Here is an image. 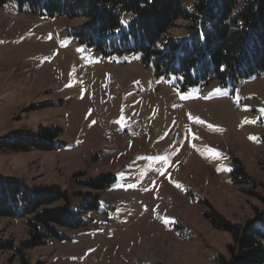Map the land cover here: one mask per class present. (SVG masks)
<instances>
[{
    "label": "rangeland",
    "instance_id": "rangeland-1",
    "mask_svg": "<svg viewBox=\"0 0 264 264\" xmlns=\"http://www.w3.org/2000/svg\"><path fill=\"white\" fill-rule=\"evenodd\" d=\"M118 13L126 28L132 13ZM82 21L0 5V139L61 129L55 149H0V179L57 185L80 209L94 190L77 179L115 177L80 227L61 228L23 260L4 247L0 264H219L232 237L205 213L244 223L263 208L264 74L183 89L139 52L79 43ZM178 22L169 34L185 40ZM25 221L0 216V241L26 240Z\"/></svg>",
    "mask_w": 264,
    "mask_h": 264
},
{
    "label": "trees",
    "instance_id": "trees-1",
    "mask_svg": "<svg viewBox=\"0 0 264 264\" xmlns=\"http://www.w3.org/2000/svg\"><path fill=\"white\" fill-rule=\"evenodd\" d=\"M7 1L0 0V5ZM14 1L20 11L83 19L72 31L79 43L105 55L139 52L144 63L152 60L157 75L179 76L178 86L183 89L212 79L236 85L253 73L264 74V0H193L191 8L187 0ZM119 11L133 15L126 28L122 27ZM179 20L189 34L185 40L169 34ZM60 130L41 127L35 134L14 132L8 139H0V149H55L53 139ZM234 172L245 176L239 167ZM114 179L113 173L77 179L81 186L94 191L86 192L85 203L74 209L71 198L76 193L57 185L29 187L22 179L1 177L0 216L25 218L28 238L17 247L11 241H0V249L14 248L23 260L25 250L51 238H62L61 228L80 227L83 215L98 209L99 191ZM58 201L62 205L54 206ZM261 201L262 210L256 209L254 217L244 223L231 222L214 209L205 213L215 228L232 237L227 245L228 257L218 256L219 264H264V197Z\"/></svg>",
    "mask_w": 264,
    "mask_h": 264
}]
</instances>
